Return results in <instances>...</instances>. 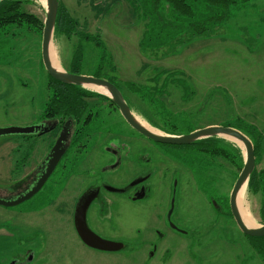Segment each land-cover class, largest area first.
Wrapping results in <instances>:
<instances>
[{"label":"rangeland","instance_id":"374dc122","mask_svg":"<svg viewBox=\"0 0 264 264\" xmlns=\"http://www.w3.org/2000/svg\"><path fill=\"white\" fill-rule=\"evenodd\" d=\"M29 1L33 4L26 10L45 21L46 0ZM60 1L76 25L72 39L53 38L51 49L59 69L70 70L74 55L79 57L74 64L83 75L93 76L102 67L103 74L121 89L135 116L156 132L173 135L165 131L169 130L185 135L191 130L221 126L255 130L264 137V0L234 7L216 35L184 42L175 53L157 58L142 51L146 22L143 13L134 10L129 1ZM151 28L159 32V27ZM89 36H99L104 47L86 40ZM47 78L42 35L26 25L0 28V129L40 124L49 95ZM128 84L136 86L139 93H131ZM93 106L95 111L100 110L103 120L102 127L99 123L92 126L96 132L105 133L107 126L113 132L128 128L118 109L108 102L97 99ZM134 132L129 130L130 134ZM101 134L97 141L105 138L106 134ZM53 138V133L0 137V188L19 182L22 169L27 172L30 162L45 155ZM218 138L224 140L222 147L229 150L231 159L235 161L238 156L236 148L244 159L242 144L229 137ZM93 143L95 139L88 145L92 161L87 163L82 161L83 156H75L77 162L72 167L82 168L86 183L94 186L95 177L88 180L86 172L94 176L105 160H99L103 148ZM172 155L178 161H173L171 168L180 175L173 220L186 235L171 232L163 242L157 236L156 229L165 230L161 221L164 206L158 203L167 202L170 192L163 182L154 181L148 206H133L125 196L107 192L100 202L111 199L116 205L91 208L90 213H95L94 220L90 217L91 228L105 240L126 242L127 249L101 252L86 247L75 231V206H70L78 186L84 184V176H76L58 187L53 202L56 206L36 202L41 194L14 208L0 206V264L18 259L24 264H264L252 241L228 215L230 195L242 171L238 163L180 148L172 150ZM133 156L128 171L109 177L111 183L121 187L117 189L122 190L136 175L135 151ZM257 156L261 158L257 171L262 173L264 145ZM81 162L88 165L82 167ZM252 192L247 186L242 207L260 227L264 225V196ZM175 196L174 183L172 198ZM212 203H218L220 209ZM24 210L37 212L21 214ZM150 242L159 243L155 256ZM136 245L143 250H137Z\"/></svg>","mask_w":264,"mask_h":264},{"label":"trees","instance_id":"16d2710c","mask_svg":"<svg viewBox=\"0 0 264 264\" xmlns=\"http://www.w3.org/2000/svg\"><path fill=\"white\" fill-rule=\"evenodd\" d=\"M127 1H129L134 10L143 13V19L146 22V30L141 41L143 53L145 56L150 58H157L156 55L162 54L160 57H164L168 54L175 53L177 48L184 42H190L195 39L208 38L216 35L217 28L230 19L231 11L234 7H238V5L241 4L245 5L252 0ZM30 4L33 3L29 0H1L0 28L9 25H26L28 28L35 30L36 33L43 35L44 21L40 20L36 15L31 14L26 10ZM75 25L76 22L59 0V10L54 36H65L68 40L72 39L75 35V33L72 32ZM151 27L156 29L159 27V32L156 33V30L153 31ZM85 39L95 43L97 47L103 46L99 36L94 38L89 36ZM72 58L73 62L68 72L83 75L79 68L74 64L75 61H80L79 57H75L74 55ZM93 76L107 79L118 87V85L112 81L111 78H109L106 74H103L102 67H99L98 71ZM48 78V90L49 94H51V99L47 106V111L51 112L50 117H54L55 115H64L68 119L84 121L87 124L92 123V125H94L96 123H101L102 119L100 110H94L95 107L93 106V102L95 99L106 100L109 102V105L117 109L112 100L104 95L87 90L81 86L58 82L49 75ZM128 89L131 93H139V89L133 84H128ZM92 99H94V101ZM48 116L49 115H47V117ZM234 128L238 129L237 127ZM93 131H95V129ZM165 131L169 132V134L179 135V133H174L175 131ZM191 132H193V130H191L190 133ZM241 132L252 141L255 155L259 154V151H261L262 154V141L264 140L263 135H260L255 130L248 129ZM223 141V139L218 137H211L199 140L191 145L172 147L174 149L180 148L182 150L195 151L196 153L205 156H221L232 162L236 161V164L238 163L239 165V169L242 170L244 166V159L241 151L236 148L238 156L234 161L230 158L229 150L222 147ZM248 190L250 192L253 191L252 193L254 195L264 196V172L259 173L257 170L253 172L248 182ZM261 211L264 213V206ZM228 215L232 216L231 212ZM261 220L264 223V215H262ZM247 238L252 241L253 249L264 261V237Z\"/></svg>","mask_w":264,"mask_h":264},{"label":"flooded vegetation","instance_id":"af4514ba","mask_svg":"<svg viewBox=\"0 0 264 264\" xmlns=\"http://www.w3.org/2000/svg\"><path fill=\"white\" fill-rule=\"evenodd\" d=\"M48 84H49V78H47V88H48ZM50 99H51V94H49L46 97L45 105H44L45 107H44L43 114H42V121L39 124L47 128L48 131L43 132L38 135L43 136L46 134L53 133L54 134L53 143L50 145L51 147H49V150L45 155L42 153L40 159H37V161L30 162V164L32 165L30 166V169H28L27 172H25L24 169H22V172H20L22 177L19 182H17L15 185L11 186L10 188H3V189H1L2 187L0 188V196L2 198H10V197L17 196L19 194H23V193L26 194L29 192L32 186L41 177L43 171H45L46 158L48 154L50 153V151L52 150V148L57 143L58 138L63 128L68 124L69 138H68V141L65 142V145H64V148H66L65 154L59 161L51 177L45 183L43 188L38 192V194H41V195H40V198L37 199L36 202L43 203L42 206L43 205L56 206V204L54 205L53 202L55 201L58 187L60 185L62 187V184L65 185V183H62V182L63 181L67 182L68 180L74 179L76 176H78V178L80 179L84 176V179H83L84 184L78 186L79 191L78 193L75 192L74 195L72 196L71 201H70V206H75L74 208V218H75L76 208L79 204L80 199H82V197L84 196H88L92 200L89 205L90 207H89L88 214H87V222H88L89 228L95 234H97L96 231H94V229H92L89 224L90 217H91V220L95 219V216H94L95 213H90L91 208L93 206H115L116 205L111 199H109L108 200L109 202H106V203H103L105 201L100 202L101 196L103 194H107L108 192L110 194L122 195V196H125L128 199V201L133 204V206H148L149 202L151 201L152 196L154 195V190H153L154 181L155 182L159 181L160 184L163 182L164 185H166V188L169 189L170 194L167 199V202L158 203V206H164L163 216H162L163 220L161 221L165 223V230L163 231V229H156L155 232L157 233V236H159V238L163 242L169 237V233L171 232L176 233L177 235H181V236L187 234V233H184L183 229L179 226V224H176V221L173 220L175 208L173 210V213L170 219L168 218V213L171 210L173 200H174L173 206L174 207L177 206V200L179 196L177 194V190L180 187V178H179L180 175L178 174V172L173 171L174 170L173 168H171L172 162L178 161L177 157H174L172 155V150H174L172 146L158 144L152 140L147 139L145 136L141 135L136 130H135L136 132L130 134L129 130H134V129L128 124L126 125L129 129L121 128V130H118L119 132L117 131L118 128L114 129L115 131L113 132L112 129L109 130V126H107V131L103 133V134H106L105 138H102L101 140L97 141V137L101 134V132L93 131L92 123L87 124L84 121L68 119L64 115H60V116L55 115L54 117H50L51 112L47 111V106L50 103ZM103 101L107 102L106 100H103ZM47 115L49 116L47 117ZM102 121L103 120H101V123H99L100 127H102ZM187 133H190V132H187ZM107 134H108V137H107ZM179 135H182V134H179ZM92 139H95V143H93L94 147L97 143V146L99 148L100 146L103 148V150L100 149L99 154L102 155V158H99V160L101 161L105 160L104 163H102L100 167L98 168V171L94 172L95 173L94 176H93V172L89 173L88 170L86 172V176L88 180L92 177H95L94 186L92 183H90V181L89 183H86L85 174L82 173V168L79 169V168L72 167L73 163L77 162V159L75 158V156L76 157L83 156L82 161H85V162L87 161V163L89 161H92L90 156L88 155L90 154V150H88V145H89V142L92 141ZM134 151H135L136 160L134 161L133 165L135 166L133 167L135 169L136 175L130 182H128V184L122 190L117 189L121 187H117V185L111 183L109 180V177H114V175H120L121 172L123 173L124 171H128V164L131 163L132 160L134 159V156H133ZM255 157H256L255 170H257V167L260 164L259 162L261 161V158H259L257 154L255 155ZM25 162L23 163V168H24ZM81 165L82 167H84V165L86 166L88 164H85V163L82 164L81 162ZM33 166L35 167L33 168ZM69 167L71 168L70 170H68ZM261 172H264V171H261ZM174 183L176 186V196L173 197L174 198L173 199L172 191L174 188ZM120 191L122 192L120 193ZM35 196L33 198H35ZM33 198H31L30 200H32ZM211 205L216 206L215 203L214 204L212 203ZM39 206H41V204ZM263 206H264V202H263ZM37 210L35 212H37ZM35 212H32V213H35ZM32 213L27 212V211L21 212V214H32ZM173 225L175 227H173ZM150 244L153 245V249L155 250L154 252V256H155L158 250L159 243L150 242ZM127 246L128 244L125 242L123 249H127L128 248ZM135 247L137 248V250H143V248L140 245H136ZM27 253H28L27 257H29V254L31 252L28 251ZM24 263H25L24 261H22L21 259H18L12 264H24Z\"/></svg>","mask_w":264,"mask_h":264},{"label":"water","instance_id":"95a60500","mask_svg":"<svg viewBox=\"0 0 264 264\" xmlns=\"http://www.w3.org/2000/svg\"><path fill=\"white\" fill-rule=\"evenodd\" d=\"M1 1V0H0ZM59 10V0H46V18L44 21V29L42 35V61L43 65L50 77L58 82L81 86L89 90L88 86H94L106 90V93L96 92L98 94L104 95L112 100L114 105L119 109V112L125 122L136 130L141 135L145 136L147 139L152 140L158 144L170 145V146H185L191 145L199 140L207 139L211 137H229L230 139L241 143L244 146V166L243 169L233 187V190L229 199V207L234 221L236 222L238 228L247 237L250 238H263L264 237V225L256 228H248L240 215L237 199L238 194L244 184H248L250 176L253 174L256 168V157L254 151V145L252 141L240 130L232 127H221V126H211L204 129L193 131L185 135H168L163 134L158 131V133L151 131L144 127L136 118L129 104L127 103L123 92L115 84L107 79L97 78L88 75H78L72 74L64 69H57L52 65L50 58V49L55 33V25L57 20ZM92 91V90H90ZM156 130V129H155ZM48 129L43 125L30 126L25 128H7L0 129V137L10 136V135H38L43 132H47ZM69 130L68 124L63 128L57 143L52 148L50 153L46 158V168L43 171L41 177L36 181L28 193L19 194L10 198H2L0 196V206L5 208H14L22 205L23 203L29 201L43 188L45 183L53 174L59 161L65 154L66 148H64L65 142L68 141ZM113 191V190H112ZM91 199L88 196L82 197L76 208L74 225L75 230L82 240V242L89 248L101 252H117L123 249L124 245L122 243H115L112 241L105 240L99 235L95 234L88 226L87 214L89 210V205ZM174 200L172 202L171 210L168 213V218L170 219L174 210ZM217 206V204H216ZM173 227H175L173 225Z\"/></svg>","mask_w":264,"mask_h":264},{"label":"bare ground","instance_id":"6f19581e","mask_svg":"<svg viewBox=\"0 0 264 264\" xmlns=\"http://www.w3.org/2000/svg\"><path fill=\"white\" fill-rule=\"evenodd\" d=\"M50 58H51V61H52V65H53L55 68L59 69L58 61L56 60L54 54H52V49H50ZM88 87H90V88L93 87V88H91V90L93 89V90L99 91V92L104 93V94L106 93V90H105V89L98 88V87H94V86H88ZM95 88H97V89H95ZM136 118H137V117H136ZM137 119H138V118H137ZM138 121H139L144 127H146L147 129L156 132V131H155L154 129H152L151 127H148V125H146V124H145L144 122H142L140 119H138ZM156 133H158V132H156ZM240 144H241V143H240ZM247 186H248L247 183L244 184V186H243L242 189L240 190V192H239V194H238L237 204H238V209H239L240 215L242 214L241 217H243L242 220H243L244 224H245L248 228H251V229H252V228H256L257 226H256L255 222L252 220V218H251L250 214L248 213V211H247L245 208L242 207L243 202H244V198H245V194H246Z\"/></svg>","mask_w":264,"mask_h":264},{"label":"crops","instance_id":"0c3cea01","mask_svg":"<svg viewBox=\"0 0 264 264\" xmlns=\"http://www.w3.org/2000/svg\"><path fill=\"white\" fill-rule=\"evenodd\" d=\"M3 236H7V237H9V235L8 234H3ZM12 236V235H11ZM13 237V236H12ZM12 237H10V238H12Z\"/></svg>","mask_w":264,"mask_h":264}]
</instances>
